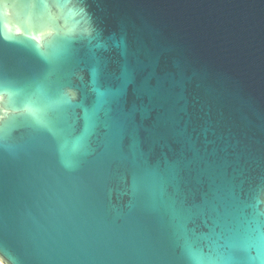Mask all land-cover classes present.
I'll return each mask as SVG.
<instances>
[{
  "label": "water",
  "instance_id": "1",
  "mask_svg": "<svg viewBox=\"0 0 264 264\" xmlns=\"http://www.w3.org/2000/svg\"><path fill=\"white\" fill-rule=\"evenodd\" d=\"M4 264H264V0H0Z\"/></svg>",
  "mask_w": 264,
  "mask_h": 264
},
{
  "label": "bare ground",
  "instance_id": "2",
  "mask_svg": "<svg viewBox=\"0 0 264 264\" xmlns=\"http://www.w3.org/2000/svg\"><path fill=\"white\" fill-rule=\"evenodd\" d=\"M0 264H4V263L0 260Z\"/></svg>",
  "mask_w": 264,
  "mask_h": 264
}]
</instances>
